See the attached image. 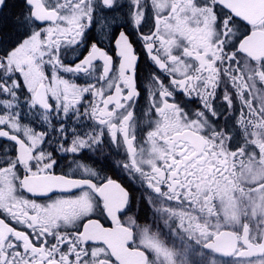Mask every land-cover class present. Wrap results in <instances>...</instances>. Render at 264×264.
Returning a JSON list of instances; mask_svg holds the SVG:
<instances>
[{"label":"snow or ice","instance_id":"snow-or-ice-1","mask_svg":"<svg viewBox=\"0 0 264 264\" xmlns=\"http://www.w3.org/2000/svg\"><path fill=\"white\" fill-rule=\"evenodd\" d=\"M23 4L22 31L0 39V264H264V217L248 216L264 211L251 195L264 202V98L257 110L249 95L264 82V0ZM98 151L115 155L83 162ZM69 154L75 175L58 171ZM136 193L180 247L138 223Z\"/></svg>","mask_w":264,"mask_h":264},{"label":"flooded vegetation","instance_id":"flooded-vegetation-1","mask_svg":"<svg viewBox=\"0 0 264 264\" xmlns=\"http://www.w3.org/2000/svg\"><path fill=\"white\" fill-rule=\"evenodd\" d=\"M121 2H125V0H121ZM25 11V7L23 4V0H8V7L5 11L0 13V39L7 40L9 37H15V34L18 30L22 31V29H18V18L22 15V13ZM153 71V69L150 67V65L147 62H142L139 69V77H140V83L141 87H145V82L149 78V74ZM67 75V74H66ZM76 82L83 84L85 83V79L83 76L76 77ZM252 103L254 107L259 110L261 108V100L264 98V82H260L257 78L256 86L251 90L249 93ZM147 92L144 93L142 96V99L140 103L137 105V108L135 110L134 116L137 121V126L135 127V132L137 136V142H138V151L140 148L145 149V151H149L151 149V143L148 141L147 133L154 129V123L150 124L146 121L145 118V109H146V100ZM179 99V98H177ZM231 117H229V127H231ZM221 123H225V121H221ZM36 127L39 129L41 127L40 124H37ZM234 144L239 142L238 137H234ZM105 149H107V145L105 146ZM89 155H92L89 153ZM115 153H108L105 151L104 155L98 151L95 154L94 160H88V157H84L83 162H87L89 164H92L93 167L100 168L101 163H103V159L113 156ZM94 161H100V163H96ZM230 167V165H229ZM107 170V169H105ZM58 171L67 172L70 175H75L77 172L76 165L72 161V154H69V158L67 160H64L61 162V167L58 169ZM115 175L114 173H112ZM239 183H242L243 178L237 175L234 177ZM139 185H137L138 187ZM77 190H73V192L67 193V195H72ZM255 198L256 204H264V202H261L257 196L256 193L251 194ZM137 196V202L134 206V213L135 218L142 226L145 224L152 225L154 228L158 227L162 229L163 235L169 240L170 246L174 243L176 247H180L181 241L178 236H176L174 233L169 236L168 235V228L165 226L164 221L157 219L153 213L155 209L148 203L142 202L139 198V193H136ZM237 196L240 202V210L241 215L245 214V209L249 208V200L247 195V188H245V193H239L237 192ZM41 202L43 200L41 199ZM169 204L172 206L173 209L176 211H183L186 213H190L191 215L195 216L198 213V209L194 206L189 205L187 202L183 206H180L177 201H171ZM254 208V215L252 209H249L248 216L250 217L249 222L252 223L255 219V216H262L264 217V211L261 210V208ZM171 222V221H170ZM264 223V221H261ZM176 223L179 224V220H176ZM187 223V220L185 221ZM182 231V230H181ZM261 239H264V231H261L260 233ZM195 239V237H193ZM253 242H255V235H253ZM217 258L220 259H226L219 257L217 254H214ZM234 257L226 259L233 261ZM251 259H256L251 258Z\"/></svg>","mask_w":264,"mask_h":264},{"label":"rangeland","instance_id":"rangeland-1","mask_svg":"<svg viewBox=\"0 0 264 264\" xmlns=\"http://www.w3.org/2000/svg\"><path fill=\"white\" fill-rule=\"evenodd\" d=\"M218 260L221 262V264H224V262H227V264H232V262H233L231 260L220 259V258H218Z\"/></svg>","mask_w":264,"mask_h":264},{"label":"water","instance_id":"water-1","mask_svg":"<svg viewBox=\"0 0 264 264\" xmlns=\"http://www.w3.org/2000/svg\"><path fill=\"white\" fill-rule=\"evenodd\" d=\"M218 256L223 257V258H231V257H226V256H221L220 254L216 253ZM253 258V257H252Z\"/></svg>","mask_w":264,"mask_h":264}]
</instances>
